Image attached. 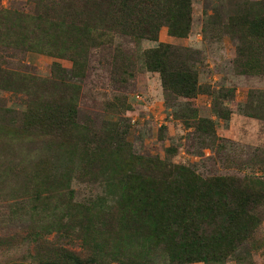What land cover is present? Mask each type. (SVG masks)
<instances>
[{"label": "trees", "instance_id": "obj_1", "mask_svg": "<svg viewBox=\"0 0 264 264\" xmlns=\"http://www.w3.org/2000/svg\"><path fill=\"white\" fill-rule=\"evenodd\" d=\"M194 10L195 0H28L25 11L0 3V141L24 152L16 165L0 162V196L11 195L0 226H16L0 236V252L30 246L1 264H257L264 255V153L237 163L216 129L217 119L230 121L236 85L202 84L201 52L159 41L163 29L188 39ZM203 33L235 44L236 75L264 79V0H216ZM121 40L139 48L124 53ZM146 41L158 46L141 51ZM30 54L56 59L50 77L10 61ZM97 55L126 91L103 104L107 114L134 110L127 88L141 67L158 73L168 119L240 174L175 163L174 146L164 159L140 154L128 140L138 124L97 123L81 106ZM4 94L23 104L12 108ZM201 95L211 99V116L195 105ZM242 110L264 120V91L251 90Z\"/></svg>", "mask_w": 264, "mask_h": 264}, {"label": "rangeland", "instance_id": "obj_2", "mask_svg": "<svg viewBox=\"0 0 264 264\" xmlns=\"http://www.w3.org/2000/svg\"><path fill=\"white\" fill-rule=\"evenodd\" d=\"M0 3L6 8H16L24 11L28 8V0H0ZM215 5L216 0H195L194 24L189 38L186 40L171 39L167 36L166 29H163L159 41L199 50L202 54V64L200 65L202 84L209 85L212 88H219L221 86L229 88L236 85V93L234 95L235 103L232 108L230 121L226 122L225 120L217 119L216 129L218 136L225 140L224 143H227V146L233 149L237 156H240L241 162L237 163H243L249 160L253 154L264 153V120L247 116L245 115L246 112L242 110L249 103V93L251 90L264 91V79L236 75V71L232 66L235 44L229 39H224L219 42L213 41L203 33L206 13L212 12ZM119 44L123 47L124 53L127 54L139 48H137L134 42L129 40H121ZM157 46L158 43L146 41L143 42L140 49L144 51ZM10 61L15 67H21L20 63H22V67L26 68V71H31L32 74L35 73L38 76L46 78L51 76L52 64L56 59L44 55L30 54L21 61H18L16 58H10ZM58 61L64 67L71 68V62L66 60ZM92 66L91 74L84 81V92L81 102L82 109L97 115L98 118L95 119L97 123L101 119H112L114 121L129 119L130 124H138L136 127L141 128V130L135 131L136 127L131 128L128 137V140L133 143L136 152L145 155H160L164 159L168 156L166 149L174 146L178 149L177 154L172 159L175 163L195 166L204 175L240 174L237 168H223L219 160L215 157V150L211 151L210 148H206L199 143V140L193 137L190 131H186L179 121L173 120L172 118L168 119L158 73L147 72L142 67L139 69L132 81L133 87L128 86L127 88V92L133 98L130 100V103L133 105L134 110L122 116L124 118H121V116L107 114L103 104L114 95L126 92L125 87L121 88L116 82H111L107 71L108 69L106 68L108 65L103 62L100 55H97L93 59ZM3 96L5 97L7 105L12 106V108H14L13 106L15 104H23L22 100L13 95L4 94ZM245 103L247 104L243 105ZM195 105L201 116L212 115V105L209 96H199ZM246 110L250 111V113L253 111V109ZM214 120H216L215 117ZM162 126L166 127L163 140L159 138ZM142 131H144L145 136H139L142 135ZM3 144L0 141V162L4 161L6 166L8 164H18L22 158V154H24V152L21 153V147L15 146L5 149ZM27 146L29 147L27 148L28 151L35 148L31 144ZM15 153L19 155L15 156ZM1 168L3 170L6 169L5 166ZM8 179L12 182L13 178L9 176ZM10 196L8 191L1 192L0 210L6 211L10 209ZM14 227L16 226L1 225L0 236L4 232L13 233L14 229L16 230ZM49 238H52V236L50 235ZM29 248V245H23L14 248L12 253L7 254L6 251L0 252V264L9 260L11 257H23ZM73 248L79 249L78 247ZM227 264L235 263L230 260ZM257 264H264V255L257 257Z\"/></svg>", "mask_w": 264, "mask_h": 264}]
</instances>
